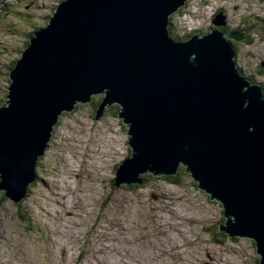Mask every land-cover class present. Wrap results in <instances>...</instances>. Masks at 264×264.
Returning <instances> with one entry per match:
<instances>
[{"label":"water","instance_id":"water-1","mask_svg":"<svg viewBox=\"0 0 264 264\" xmlns=\"http://www.w3.org/2000/svg\"><path fill=\"white\" fill-rule=\"evenodd\" d=\"M186 0H62L9 72L0 106V191L15 203L63 112L101 95L130 155L114 186L179 167L222 207L219 231L254 242L264 264V92L238 69L231 40L252 28L212 27L185 40L169 19ZM223 14L213 16L220 27Z\"/></svg>","mask_w":264,"mask_h":264},{"label":"rangeland","instance_id":"rangeland-1","mask_svg":"<svg viewBox=\"0 0 264 264\" xmlns=\"http://www.w3.org/2000/svg\"><path fill=\"white\" fill-rule=\"evenodd\" d=\"M60 1L0 0V106L20 52ZM215 12L230 29L252 27L235 63L264 89V0H188L171 16L174 35L208 32ZM92 101L60 115L24 199L0 191V264H258L252 240L219 231L221 205L184 167L178 183L115 187L128 136L116 107L95 120Z\"/></svg>","mask_w":264,"mask_h":264},{"label":"trees","instance_id":"trees-1","mask_svg":"<svg viewBox=\"0 0 264 264\" xmlns=\"http://www.w3.org/2000/svg\"><path fill=\"white\" fill-rule=\"evenodd\" d=\"M187 3V2H186ZM186 3H185V5H186ZM170 19H171V17H170ZM169 19V32H170V36L172 37V38H174V39H181V40H183V39H187L188 37H190V36H192V34L190 33V34H188V35H186V37H183V38H180L179 36H177V35H174V31H173V24H172V22H171V20ZM212 27H214V28H219V27H217V26H215V25H213ZM239 70H240V68H238ZM240 72H241V70H240ZM264 90V89H263ZM264 92V91H263ZM101 95H97V96H94L93 97V108L95 109V106L96 105H98L99 103H100V101H101ZM81 105H77L76 107L78 108V107H80ZM112 107H116V111H115V114H117V112H118V106L116 105H112L111 106V108H107V110L109 111V110H112ZM40 159H42V157H39L38 158V161L40 160ZM118 167V166H117ZM116 167V168H117ZM115 168V169H116ZM180 170H182L183 172H184V170L183 169H180ZM179 170V171H180ZM179 173H181V172H179ZM150 176H153L152 174H149V173H147V174H143V175H141L140 177H142V178H144V179H146V178H148V177H150ZM178 176H179V174L177 175V174H175V175H172V176H163L165 179H168L170 182H172V183H178ZM149 179V178H148ZM194 182V181H193ZM195 183V182H194ZM32 184V183H31ZM30 186V185H29ZM28 186V187H29ZM5 196L3 195V194H1V199L2 200H5ZM0 204H1V202H0ZM236 238V237H235ZM247 239V238H246ZM251 240V239H250ZM253 241V240H252ZM254 243V242H253Z\"/></svg>","mask_w":264,"mask_h":264},{"label":"flooded vegetation","instance_id":"flooded-vegetation-1","mask_svg":"<svg viewBox=\"0 0 264 264\" xmlns=\"http://www.w3.org/2000/svg\"><path fill=\"white\" fill-rule=\"evenodd\" d=\"M221 11H223L224 12V10H222V9H220ZM216 15V12L213 14V16H215ZM225 17H226V15H225ZM223 18V21H224V23L219 27V28H217V29H221V30H224V31H226L227 33H229V32H231V31H233V29H230L227 25H226V18ZM212 28V27H211ZM210 28V29H211ZM234 30H237V29H234ZM241 30H243V29H241ZM247 34H244V38H247V36H246ZM244 38H242V39H244ZM241 39V40H242ZM241 40H239V41H241ZM232 44H233V47H234V51H236V49H237V46L236 45H239V42H235V40H232Z\"/></svg>","mask_w":264,"mask_h":264},{"label":"bare ground","instance_id":"bare-ground-1","mask_svg":"<svg viewBox=\"0 0 264 264\" xmlns=\"http://www.w3.org/2000/svg\"><path fill=\"white\" fill-rule=\"evenodd\" d=\"M187 1H188V0H186V2H187ZM186 2H185V3H186ZM184 5H185V4H184ZM184 5H183V6H184ZM176 13H177V12H176ZM174 14H175V13H174ZM174 14H173V15H174ZM23 199H24V198H23Z\"/></svg>","mask_w":264,"mask_h":264}]
</instances>
